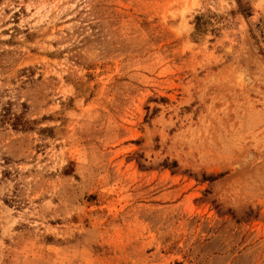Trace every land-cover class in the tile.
Returning a JSON list of instances; mask_svg holds the SVG:
<instances>
[{"label":"rangeland","instance_id":"1","mask_svg":"<svg viewBox=\"0 0 264 264\" xmlns=\"http://www.w3.org/2000/svg\"><path fill=\"white\" fill-rule=\"evenodd\" d=\"M0 264H264V0H0Z\"/></svg>","mask_w":264,"mask_h":264}]
</instances>
